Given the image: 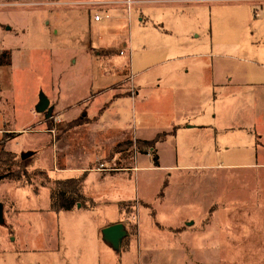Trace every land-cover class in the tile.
Segmentation results:
<instances>
[{"label":"rangeland","instance_id":"1","mask_svg":"<svg viewBox=\"0 0 264 264\" xmlns=\"http://www.w3.org/2000/svg\"><path fill=\"white\" fill-rule=\"evenodd\" d=\"M125 1L0 0V51L10 50L12 60L11 66L0 68V127L4 124V131L21 129L36 117V124L24 127L33 138L25 133L9 145L16 152L31 147L30 151L16 154L18 158L27 154L31 158L24 166L28 176H21L17 182H0V264H264V182L258 177L253 185L250 179L252 186L248 189L244 187L247 178H236L235 173H228L231 170L205 168L209 164L201 162L205 159L202 155L198 156L202 149H188L184 136L176 140L181 154L177 164H188L191 168L186 171L148 168L149 158L137 162L140 154L133 149L112 154V137L133 134L147 139L156 130H167L165 124L152 123L149 115L143 116L146 108L157 104L152 97L144 99L143 95H152L149 90L139 95L142 101L138 97L127 98L128 113L122 117L113 115V121L106 125L110 137L102 139L104 149L98 153L102 157L92 158L85 165L95 172H117L113 192L105 184L100 188L94 183L99 194L94 203L82 188L88 199L86 206H97L94 211L74 205L70 211L50 212L46 216L32 213L48 206L49 193L54 189L52 183L34 173L43 170L34 164L43 151L44 139L38 136L43 135L45 145L57 153V166H67L69 157L68 166H74L83 154L93 153V137L88 134L91 121L81 106L101 87H125L128 81V75L123 73L118 80L110 74L104 76L103 72L110 70L109 60L114 57V62L123 61L126 68L129 59L137 68L152 64L141 48L143 33L135 29V15L127 18L129 8ZM258 3L261 8L255 14H262L264 1ZM237 5L243 3L192 2L189 11L193 13L194 31L204 32L209 27L210 14H217L211 21L217 25L216 18ZM160 6L166 7H148L159 15ZM167 12L162 9L163 14ZM97 15L102 17L99 22L94 21ZM121 43L131 45L129 53L124 49L122 54L119 52ZM107 48L111 49L104 50ZM40 94L53 109L49 119L36 113ZM57 98L60 107L78 102L71 113L76 114L81 107L79 115L63 118L56 106ZM103 98L106 94L94 100L89 112L98 108ZM134 110L143 115L134 114ZM174 145L170 139L159 145L162 166L174 162ZM194 154L197 160L188 163ZM51 155V150L45 155L50 158L49 165ZM214 163L210 165H217ZM39 165L46 167L44 161L39 160ZM104 168L107 170L102 171ZM165 174L170 175L162 181ZM122 175L129 178L122 181ZM242 180H246L245 185L238 187ZM234 184L237 188H233ZM123 199L132 201L119 204L118 200ZM118 204L122 213L119 223L127 236L118 252L112 253L98 235L97 227L111 218Z\"/></svg>","mask_w":264,"mask_h":264},{"label":"crops","instance_id":"2","mask_svg":"<svg viewBox=\"0 0 264 264\" xmlns=\"http://www.w3.org/2000/svg\"><path fill=\"white\" fill-rule=\"evenodd\" d=\"M206 1L239 2L243 5H237L236 8L232 7L234 10L225 11L219 19L216 18L217 25L215 26L211 24V21L214 16H218L217 14H210L209 27L204 32L196 33L194 31L193 13H190L189 10L192 8V2ZM263 1L143 0L133 3L134 8H131L132 5L129 7L127 18L129 19L132 14L135 15L133 18L135 29L143 33L141 48L146 51L145 59L152 64L145 68H137L134 61L129 59L127 61L128 68H126L123 61L114 62V57L109 60L108 68L110 70L106 69L107 71L103 72L104 76L110 74L113 78L118 77V80L123 73L125 76L128 75L126 78L128 81L125 83V87L121 85L120 87L111 85L108 88L101 87V90L92 96L87 104L81 106L87 115V119L91 121L88 134L93 137L90 142L93 153L90 155L83 154L77 161H74V166H72L73 164L68 166L70 157L65 161L67 166H57V153L52 151L50 146L45 145V137L39 135L40 139H44L42 142L43 151L34 164L37 168L46 170L48 178L52 181L78 178L85 174L83 191L87 190L88 195L86 197L95 203L99 194L92 185L96 183L102 188L101 185L104 186L105 184L112 190L114 181H117L118 173L95 172L85 165L92 158L95 160L97 157H102L101 154H98L99 152L102 153L104 149L102 139L110 137L109 128L106 125L113 121V115L122 117L124 113H128V108H125L127 98L135 100L138 97L142 101V97H139L141 92L150 91L151 96L145 94L143 97L144 99L152 97L157 103L156 106L150 109L146 108L144 115L136 110H134V114L139 113L140 116L143 115L144 117L149 115L152 123H163L167 130L160 132L156 130L154 135L147 139L141 135L135 136L133 134L132 136H115L110 138L112 140L110 145L116 146L120 142L128 141L127 137L147 141L163 132L174 131V135L167 136L165 140L155 145L158 167L153 166L149 154H140L136 161L148 157L149 164H151L150 167L147 166L148 168L186 171V169L191 168L188 164H182V166L177 164L181 154L179 153L180 149L177 148L176 140L184 136L188 149H202L198 156L202 155L205 159L201 162L209 164L205 168L212 167L222 170L225 168V170H231L228 173H235L236 178H247L248 183L245 185L244 181L246 180H242V182L237 183L239 184L238 187L245 185L244 187L248 188L251 185L250 179L253 181L252 185L257 179L264 182V13L255 15V12L261 8V3L258 2ZM160 4L166 5V7H159L161 9L159 15H156L155 11L148 7L149 5L158 6ZM175 5L177 6L173 10L169 8ZM137 6H139L138 9ZM162 9L168 11L166 15L162 13ZM121 11L125 12L124 10ZM99 16V21H101L102 17ZM105 18L108 16L106 15ZM229 22L233 24L230 26ZM201 33L203 34L201 35ZM129 40L133 41L131 38ZM130 48L131 45L128 47V44H124L123 48L118 50L121 54L123 49L129 53ZM109 49L111 48L104 50ZM186 58L191 59V61H176ZM172 60H174L173 63ZM130 89L132 90L130 95H125ZM105 94L106 98L102 99L99 107L93 108V112H89V108L93 107L94 100L105 96ZM77 103L74 104L77 105ZM74 104L60 107L57 98L56 106L61 109V116L68 120L73 116L77 117L81 111V107L78 106L77 113L72 115L71 109L76 108ZM35 122L36 117L35 119L33 117L32 123L23 125L21 129L15 128L8 131L3 130V124L0 127V141L4 133H10L5 149L13 154L30 151L31 147L16 152L14 149H10L9 145L25 133L30 135L24 127H32L36 124ZM31 138L33 137L31 136ZM169 139L175 144L174 162L162 166L158 147ZM50 150L52 155L49 165L50 158L45 155ZM194 159L197 160L196 154L190 156L187 162L189 163L190 160ZM39 160L44 161L45 168L39 167ZM214 161H216L214 164L217 165H210ZM69 173L75 175L64 176V174ZM92 173L94 174L93 177ZM169 175L165 174L162 181ZM126 177L122 175L120 178L123 179L120 180L125 181ZM135 179L136 176L134 175ZM237 184H234L235 187L233 186V188H237ZM23 190L15 189V191ZM87 198H85L86 201H88ZM117 199L120 198L117 197ZM125 201L132 200H118L119 204ZM119 204L111 218L106 223L102 222L98 225L97 230L100 238L102 228L118 224L121 221L122 213ZM83 208L94 211L97 206ZM50 212V202L46 208L32 210L33 214L42 216H46ZM112 253L114 252L112 251Z\"/></svg>","mask_w":264,"mask_h":264},{"label":"trees","instance_id":"3","mask_svg":"<svg viewBox=\"0 0 264 264\" xmlns=\"http://www.w3.org/2000/svg\"><path fill=\"white\" fill-rule=\"evenodd\" d=\"M11 52L10 50L4 49L0 51V67L11 65ZM174 131L170 133H162L157 135L151 140H139L131 139L128 141L120 142L114 146L111 151L113 155L126 153L127 150H134L136 153L141 155L149 154L151 156V162L153 166L158 167L156 150H154L157 143L162 142L169 135H174ZM10 137V133H4L2 140L0 141V182L11 180L14 182L19 181L21 176H28L27 171L24 168L31 156L25 158H18L16 154L5 149L6 142ZM17 168V169H16ZM15 169V170H14ZM37 176H42L45 182L52 183L54 189L52 188L49 200H50V211L60 212V211H70L74 205H80L81 207H86V199L83 196L82 188L83 181L85 179V174L78 178H70L66 180H54L51 181L48 178L47 172L44 170H38L34 172Z\"/></svg>","mask_w":264,"mask_h":264},{"label":"water","instance_id":"4","mask_svg":"<svg viewBox=\"0 0 264 264\" xmlns=\"http://www.w3.org/2000/svg\"><path fill=\"white\" fill-rule=\"evenodd\" d=\"M52 107L49 106L48 99L40 94L38 103L36 104V113L44 114L45 119H49L52 116ZM27 155H22L21 158L28 157ZM2 210L3 206L0 203V224L3 223V217H2ZM127 236V231L124 228L122 223L106 226L102 228L101 231V239L102 241L108 245L112 251L118 252V250L121 247L122 240Z\"/></svg>","mask_w":264,"mask_h":264},{"label":"built area","instance_id":"5","mask_svg":"<svg viewBox=\"0 0 264 264\" xmlns=\"http://www.w3.org/2000/svg\"><path fill=\"white\" fill-rule=\"evenodd\" d=\"M136 2H142V1H137V0H127V1H125L124 3H125V5L127 6V8H129L133 3H136ZM255 15H257V14H255ZM100 20V16L99 15H97V16H95L94 17V21L95 22H97V21H99ZM52 134H53V131H50ZM105 170H107V169H102V171H105Z\"/></svg>","mask_w":264,"mask_h":264}]
</instances>
